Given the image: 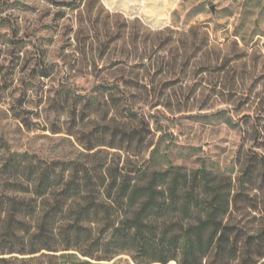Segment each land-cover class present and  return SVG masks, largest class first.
Here are the masks:
<instances>
[{
	"label": "trees",
	"instance_id": "16d2710c",
	"mask_svg": "<svg viewBox=\"0 0 264 264\" xmlns=\"http://www.w3.org/2000/svg\"><path fill=\"white\" fill-rule=\"evenodd\" d=\"M97 4L84 0L77 34L97 42L100 54L118 40L119 66L99 77L95 95L80 93L67 82L70 72L96 60L74 59L61 68L54 94L43 96L38 120L25 108L13 112L27 130L62 133L79 150L71 158L11 149L0 156V264H115L120 254L135 264H264V205L256 195L203 163L194 169L172 164L166 143L171 134L156 117L150 126L152 115L139 110L188 98L157 89L155 77L181 73L191 59L208 53L207 32L199 34L197 26L150 31L135 21L126 37L105 30L103 41L90 18ZM201 65L209 67L210 59ZM45 69L43 64L42 76L50 73ZM255 101L259 113L251 133L264 145V94ZM49 110L69 120L50 122ZM97 111L101 122L85 130L86 117ZM213 114L235 124L223 110ZM255 156L264 167V157Z\"/></svg>",
	"mask_w": 264,
	"mask_h": 264
},
{
	"label": "rangeland",
	"instance_id": "374dc122",
	"mask_svg": "<svg viewBox=\"0 0 264 264\" xmlns=\"http://www.w3.org/2000/svg\"><path fill=\"white\" fill-rule=\"evenodd\" d=\"M83 2L0 0V156L9 149L54 158H71L78 153L79 146L62 133L27 130L13 112L25 108L38 120L34 114L44 105L43 96L54 94L63 75L61 68L74 59L87 57L89 62L92 56L96 60L94 66L80 63L70 72L67 82L80 93L95 95L99 77L119 66L118 40L110 41L100 54L95 49L97 42L91 45L86 33L77 34ZM83 14L85 17V10ZM90 18L103 41L105 30L126 37L135 28V21L150 31L170 27L186 32L197 26L199 34L207 32L208 53L191 59L181 73L155 77L157 89L182 92L188 98L139 110L152 115L150 126L155 127L156 117L171 134L166 143L172 164L194 169L203 163L214 173L230 176L236 189L244 182L243 192L256 195L262 208L264 167L256 165L255 155L264 157V145L254 139L251 129L259 113L255 97L264 94V0H99ZM86 25L91 27L87 21ZM207 57L210 65L204 67L201 62ZM131 59L127 62L132 63ZM43 64L48 76L41 75ZM109 65L112 68H107ZM217 110H223L235 124L223 122L213 114ZM58 112L49 110L48 120L63 124L69 120ZM40 115L45 117L43 112ZM101 117L100 111L91 112L84 129L100 123ZM249 174L253 183L248 181ZM250 184L256 187L250 190ZM111 262L135 264L125 254Z\"/></svg>",
	"mask_w": 264,
	"mask_h": 264
},
{
	"label": "water",
	"instance_id": "95a60500",
	"mask_svg": "<svg viewBox=\"0 0 264 264\" xmlns=\"http://www.w3.org/2000/svg\"><path fill=\"white\" fill-rule=\"evenodd\" d=\"M212 8H213V6L210 7L211 11L213 12Z\"/></svg>",
	"mask_w": 264,
	"mask_h": 264
}]
</instances>
